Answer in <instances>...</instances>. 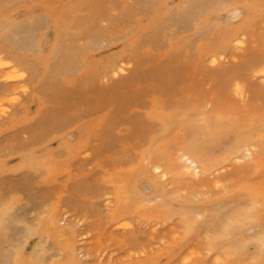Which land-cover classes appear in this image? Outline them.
<instances>
[{
    "label": "rangeland",
    "instance_id": "obj_1",
    "mask_svg": "<svg viewBox=\"0 0 264 264\" xmlns=\"http://www.w3.org/2000/svg\"><path fill=\"white\" fill-rule=\"evenodd\" d=\"M0 57V264H264V0H0Z\"/></svg>",
    "mask_w": 264,
    "mask_h": 264
},
{
    "label": "bare ground",
    "instance_id": "obj_2",
    "mask_svg": "<svg viewBox=\"0 0 264 264\" xmlns=\"http://www.w3.org/2000/svg\"><path fill=\"white\" fill-rule=\"evenodd\" d=\"M239 41V40H238ZM239 43H241V41H239ZM20 67L19 66H17V64H14V62L11 60V59H9V58H6V57H0V72L3 74V76H5V71L6 70H8V69H13V72L14 73H18V72H20V74L18 73L17 75H16V77H18V78H24L25 77V72H23L22 70H20L19 69ZM124 70V68H122V67H120L119 68V70L118 71H123ZM259 74H261V75H263L264 76V68H261L260 70H259ZM2 76V77H3ZM6 77V76H5ZM7 80V79H6ZM235 85V84H234ZM243 88V87H242ZM2 101V99H0V102ZM173 127H174V120H172V121H170L169 123H168V130H172L173 129ZM180 136V135H179ZM170 137V136H169ZM248 139L250 138V135H248V137H247ZM167 140V139H166ZM172 140V139H171ZM180 141V140H179ZM170 142H172V141H170ZM183 148H185L184 147V145H183ZM161 149V148H160ZM160 149H158V150H160ZM198 150H200V148H195L193 151H194V153H196V156H193V155H191L190 153H184L183 154V157H184V160H186L188 163H187V165H185L184 166V173L185 174H189V173H191V170L193 169V170H195V172H198V171H200L202 168V166H201V161L200 160H202L201 159V157H200V151H198ZM247 151L249 152V154H252L251 152H250V150L249 149H247ZM160 152V151H159ZM158 158V157H157ZM165 161H167V160H165ZM236 162V161H235ZM156 170L157 171H159V172H161V174H162V176H166L167 175V173L165 172V171H163V170H161V167L160 166H156ZM182 170V169H181ZM180 173V172H179ZM180 175H182V174H180ZM210 181V180H209ZM212 185V184H211ZM225 185V184H224ZM188 187V186H187ZM179 190V189H178ZM176 194H177V192H175ZM182 193V192H181ZM178 194H180V193H178ZM177 196V195H176ZM261 197V200H263L264 201V195H261L260 196ZM259 199V198H258ZM255 202V201H254ZM253 204V203H252ZM264 204V203H263ZM264 206V205H263ZM247 210V209H246ZM244 212V211H243ZM248 212V211H247ZM244 214H245V212H244ZM240 215V214H239ZM250 218V217H249ZM263 227H264V225H263ZM264 229V228H263ZM260 244V243H259ZM186 257V256H185ZM256 257V255L254 256V257H252V258H255ZM188 258V257H187ZM236 263V261H234L232 264H235Z\"/></svg>",
    "mask_w": 264,
    "mask_h": 264
}]
</instances>
